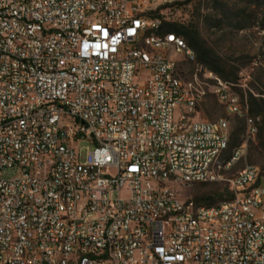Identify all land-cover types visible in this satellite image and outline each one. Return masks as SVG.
<instances>
[{"label": "built area", "instance_id": "2783aa9c", "mask_svg": "<svg viewBox=\"0 0 264 264\" xmlns=\"http://www.w3.org/2000/svg\"><path fill=\"white\" fill-rule=\"evenodd\" d=\"M194 0H0V264H264L258 134L232 85L186 81L163 11ZM212 93L245 123L201 121ZM89 144L82 163V145ZM227 183L183 201L177 186Z\"/></svg>", "mask_w": 264, "mask_h": 264}, {"label": "rangeland", "instance_id": "374dc122", "mask_svg": "<svg viewBox=\"0 0 264 264\" xmlns=\"http://www.w3.org/2000/svg\"><path fill=\"white\" fill-rule=\"evenodd\" d=\"M169 25H193L207 48L213 53L217 68L224 74L200 65L188 63L181 57L180 69L186 81L200 72L202 79L212 72L223 82L232 85L244 110L258 121V134L249 144L245 157L233 171L232 178L247 166L260 170L264 184V0H194L185 9L171 8L163 11ZM251 98L259 105V114L250 112ZM197 118L206 122L227 120L230 127L231 149L243 142L245 123L237 116H229L226 108L212 93L200 104ZM82 163L86 162L89 144L82 145ZM177 190L183 201L215 205L231 197L227 183L178 185Z\"/></svg>", "mask_w": 264, "mask_h": 264}, {"label": "trees", "instance_id": "16d2710c", "mask_svg": "<svg viewBox=\"0 0 264 264\" xmlns=\"http://www.w3.org/2000/svg\"><path fill=\"white\" fill-rule=\"evenodd\" d=\"M166 32L174 33L178 37L182 38L191 47L197 56V61L200 65L207 67L208 69L216 72L221 77L224 74L218 70L217 63L215 61L213 53L207 48L206 44L202 41L200 34L193 25H166ZM250 112L253 114H259V105L256 99L251 98ZM237 147V146H235ZM234 147V148H235ZM261 182V181H260ZM208 206L215 205L213 202L207 204Z\"/></svg>", "mask_w": 264, "mask_h": 264}]
</instances>
